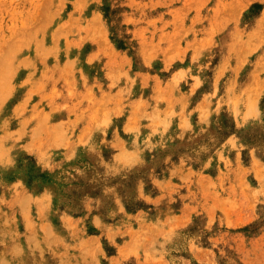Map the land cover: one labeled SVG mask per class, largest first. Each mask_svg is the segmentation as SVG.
I'll return each instance as SVG.
<instances>
[{"label":"rangeland","instance_id":"374dc122","mask_svg":"<svg viewBox=\"0 0 264 264\" xmlns=\"http://www.w3.org/2000/svg\"><path fill=\"white\" fill-rule=\"evenodd\" d=\"M0 264H264V0H0Z\"/></svg>","mask_w":264,"mask_h":264}]
</instances>
